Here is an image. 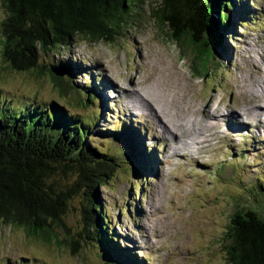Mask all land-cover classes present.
<instances>
[{"label": "rangeland", "instance_id": "obj_1", "mask_svg": "<svg viewBox=\"0 0 264 264\" xmlns=\"http://www.w3.org/2000/svg\"><path fill=\"white\" fill-rule=\"evenodd\" d=\"M233 1L222 49L205 66L157 24L152 13L162 0L137 4L113 43L78 37L71 46L41 53L30 72L4 62L0 34V105L60 107L77 118L95 117L90 146L107 148L120 160L113 178L96 188L119 255H105L88 240L83 245L78 194L63 218L66 229L55 231L59 245L0 222V264H226L229 216L264 202V128L249 118L242 128L221 123L207 147L199 144L202 134L195 135L188 142L197 141L198 148L182 154L171 146L178 150L172 157L166 151L170 137L153 136L154 120L137 101L155 104L172 122L192 117L196 123H204L205 110L212 115L219 108L239 112L245 104H264V0ZM4 17L0 4V23ZM59 65H70L68 73L61 69L68 76L54 79L49 67ZM85 91H93L95 100H87ZM59 176V184L72 180L69 171Z\"/></svg>", "mask_w": 264, "mask_h": 264}, {"label": "trees", "instance_id": "obj_2", "mask_svg": "<svg viewBox=\"0 0 264 264\" xmlns=\"http://www.w3.org/2000/svg\"><path fill=\"white\" fill-rule=\"evenodd\" d=\"M142 2L0 0L5 13L0 23L2 59L14 71L30 72L37 69L41 53L71 46L78 37L113 43ZM234 5L233 0H162L152 16L171 41L189 45L196 62L205 66L222 49V31L230 26ZM57 67L70 70V65ZM49 72L54 79L68 76ZM91 93L85 91V98L94 101ZM92 118H77L60 107L0 105V222L22 227L42 241L53 238L59 245L55 231L66 229L63 218L79 194L78 237L83 236V245L88 240L105 255L116 256L118 247L111 243L114 234L108 232L96 188L113 178L120 160L107 148L90 146ZM66 171L72 180L59 184L58 176ZM260 192L264 196V188ZM224 241L226 264H264V202L259 208H237L228 218Z\"/></svg>", "mask_w": 264, "mask_h": 264}, {"label": "bare ground", "instance_id": "obj_3", "mask_svg": "<svg viewBox=\"0 0 264 264\" xmlns=\"http://www.w3.org/2000/svg\"><path fill=\"white\" fill-rule=\"evenodd\" d=\"M260 89H261V87H260ZM263 89H262V91H264ZM142 93H143V91H142ZM261 93L264 94L263 92H261ZM142 98H143V96H142ZM146 98H145V101H147ZM137 102L139 103V105L141 107L143 106V108H145L144 110H146L147 115L154 120V123H152L153 124L152 129L154 130L153 136L156 137L157 139H163L165 137V135H168L170 137V147L176 146L177 147L176 149H178V146H179V149L182 148V152H183L182 154H186L185 152L189 151L191 148L193 149V148L199 147L197 141L188 142V141L192 140L194 138L193 136H195V135L198 136V135L202 134V137H201L202 139L199 140V144L203 143L202 146H204V145L206 146L208 144V139L211 138V136L217 134L218 129L221 127V123H224V124L226 123L228 125V128H231V127L232 128H242L244 126L247 127L245 124L248 122L247 118H249V120L252 121L251 123H254V125L256 127L264 128V125H263L264 124V104H262V105L261 104H251V105L245 104L246 106L243 105V108L241 110L239 109L240 110L239 112L237 110L226 112V110H224L225 108L221 110V108L218 107L220 111H218L216 113L212 112V115L207 114L208 112L206 113L207 114L206 115L205 114L206 110H205V112H201V114H200V117L204 118L203 119L204 123H203V121L200 120L203 123L202 126L199 125L201 127V129L194 131L193 126L195 127L196 120H194L192 117H189V119L187 118L186 122L182 121L181 117L178 118V122H172V120H169L166 118L167 114L165 115L163 110L158 108V106L153 108V106L155 104L151 105V103H150V105H149V104H147V102H145L144 104L142 103V101H137ZM154 103H155V101H154ZM193 113H194V110H193ZM196 113H194V114H196ZM198 113H200V112H198ZM189 116H190V114H189ZM192 116H193V114H192ZM168 117H169V115H168ZM197 117H198V115H197ZM241 119H244V120H241ZM199 122H197L196 125H198ZM184 127H187V128H184ZM196 128H197V126H196ZM180 129H184V130H182L180 133V131H179ZM176 149H174L172 147L169 148L168 146H166L167 153H168V151H173L172 157H175L178 154V152H177L178 150H176ZM200 149H202V148H200ZM169 154H171V152Z\"/></svg>", "mask_w": 264, "mask_h": 264}, {"label": "water", "instance_id": "obj_4", "mask_svg": "<svg viewBox=\"0 0 264 264\" xmlns=\"http://www.w3.org/2000/svg\"><path fill=\"white\" fill-rule=\"evenodd\" d=\"M52 74L58 76V77H62L65 73L64 71L62 72V70H60L61 68L57 67V66H50L49 67Z\"/></svg>", "mask_w": 264, "mask_h": 264}]
</instances>
